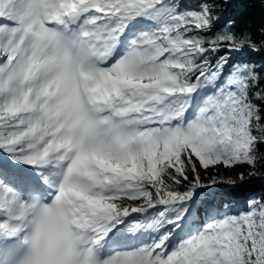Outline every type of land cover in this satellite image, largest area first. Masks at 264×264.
Returning a JSON list of instances; mask_svg holds the SVG:
<instances>
[{
	"label": "snow or ice",
	"instance_id": "1",
	"mask_svg": "<svg viewBox=\"0 0 264 264\" xmlns=\"http://www.w3.org/2000/svg\"><path fill=\"white\" fill-rule=\"evenodd\" d=\"M216 6L0 0V264H264L255 171L203 179L264 161V24Z\"/></svg>",
	"mask_w": 264,
	"mask_h": 264
},
{
	"label": "trees",
	"instance_id": "2",
	"mask_svg": "<svg viewBox=\"0 0 264 264\" xmlns=\"http://www.w3.org/2000/svg\"><path fill=\"white\" fill-rule=\"evenodd\" d=\"M231 5L233 7H228L224 2L217 0V6L214 12V15H225L227 14L229 17L234 18L238 25L247 26L252 30L253 38L257 41L260 40V26L264 24V11L261 10L260 6L257 4L255 6L249 7L245 0H235ZM262 51H264V46H261ZM247 59L256 64L257 66L264 64V55L260 53H249ZM264 171V161L257 164L255 169L249 168L247 165L235 168V169H223L221 168L219 171L223 176L229 179H235L236 173L239 171H244L247 173L248 171ZM215 173L214 170H210L207 174L204 175L203 179L207 182L211 175ZM264 193V185L260 188L259 193H255L254 195H260ZM225 195L235 202L237 206L243 207L250 197V188H231L228 193Z\"/></svg>",
	"mask_w": 264,
	"mask_h": 264
},
{
	"label": "rangeland",
	"instance_id": "3",
	"mask_svg": "<svg viewBox=\"0 0 264 264\" xmlns=\"http://www.w3.org/2000/svg\"><path fill=\"white\" fill-rule=\"evenodd\" d=\"M255 173H256V175L253 176L250 181H246L243 184H240V182L237 181V184L243 185V188H246V185H247L248 188H250V196L254 195L255 193H259L260 192V188L264 185V182H259V183L256 182V180H258V179L264 180V171H256ZM214 175H215V178H217V179L227 180L223 176V174L220 173L219 175H216L214 173L213 175L210 176L208 181H210L213 178ZM248 184H251V185H248ZM222 185H225L227 187H231L232 186L231 184H227V183L226 184H222ZM224 192H225V190H224Z\"/></svg>",
	"mask_w": 264,
	"mask_h": 264
},
{
	"label": "bare ground",
	"instance_id": "4",
	"mask_svg": "<svg viewBox=\"0 0 264 264\" xmlns=\"http://www.w3.org/2000/svg\"><path fill=\"white\" fill-rule=\"evenodd\" d=\"M248 185H251V184H248ZM246 187H247V185H246Z\"/></svg>",
	"mask_w": 264,
	"mask_h": 264
},
{
	"label": "water",
	"instance_id": "5",
	"mask_svg": "<svg viewBox=\"0 0 264 264\" xmlns=\"http://www.w3.org/2000/svg\"><path fill=\"white\" fill-rule=\"evenodd\" d=\"M257 181V180H256Z\"/></svg>",
	"mask_w": 264,
	"mask_h": 264
}]
</instances>
